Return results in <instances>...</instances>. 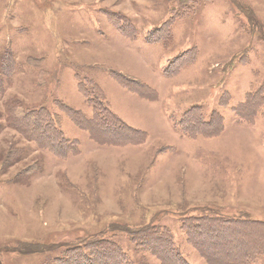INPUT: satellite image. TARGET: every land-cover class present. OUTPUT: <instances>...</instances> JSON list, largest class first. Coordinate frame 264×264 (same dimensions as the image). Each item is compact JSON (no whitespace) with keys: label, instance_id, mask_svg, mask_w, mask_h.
<instances>
[{"label":"rangeland","instance_id":"374dc122","mask_svg":"<svg viewBox=\"0 0 264 264\" xmlns=\"http://www.w3.org/2000/svg\"><path fill=\"white\" fill-rule=\"evenodd\" d=\"M96 99L145 141L99 143L65 111ZM21 105L78 151L12 126ZM142 227L189 264H264V0H0V264H72L99 237L126 264H175Z\"/></svg>","mask_w":264,"mask_h":264},{"label":"trees","instance_id":"16d2710c","mask_svg":"<svg viewBox=\"0 0 264 264\" xmlns=\"http://www.w3.org/2000/svg\"><path fill=\"white\" fill-rule=\"evenodd\" d=\"M114 79H116L120 84H122L125 88L132 92L138 93L137 89H134V78L125 75L121 72H113ZM94 88L97 89V87L94 85ZM100 92V90L98 89ZM254 104L256 103L255 101ZM252 102L250 104H252ZM92 105L94 106L96 110V114L92 117L83 116L79 111L75 110L73 111L71 107L64 106L65 111L68 112V114L71 116V119L73 122H75L79 127L82 129H86L91 133V136L95 141H98L99 143H106V144H114V145H124L128 143L138 142L142 143L144 142V137L137 139V140H127L123 139L125 136H128L129 132L134 133H142L144 131H141L142 129H137L131 125H129L125 120H123L119 114L116 112H113L110 107L106 104H104L101 100H94L92 101ZM253 106L249 105V109H251ZM256 107V106H255ZM15 117L11 119V124L15 128H17L19 131L24 133L25 135L29 136L28 133H34V137H30L31 139H34L36 141L40 142V145L43 148L52 150L56 154L60 156H65L67 154V151H63L66 148H70V146H74L76 149V152L78 151V146L76 141H69L65 135L63 134V131L61 129V120L59 124V116L57 114H52L48 109L46 108H39V109H28L24 106H18L16 108ZM84 114V113H83ZM85 115V114H84ZM246 116H249L246 114ZM112 117L114 120H109L108 118ZM111 118V119H112ZM183 131V130H182ZM101 133H104L106 135V138H103V135ZM146 133V131H145ZM147 137V133H146ZM42 139H45L42 141ZM33 168V167H31ZM198 223H195V225ZM222 227L219 226V228L216 231L221 232L223 230H228L230 228V224L228 222H221ZM127 228V227H126ZM127 230H130V228H127ZM136 233L134 236L140 237L143 241L150 242L151 239H164L168 240L167 243H170V247L167 251L169 254H173L175 257H171L172 261L174 260L175 264H189L185 258H183L181 255H178V251L174 247L173 239H171L169 236L168 230L162 228V231L160 233L159 230L154 229L153 232L146 229L145 227L136 229ZM150 231V232H149ZM134 232V231H133ZM207 233V225H203L202 231H200V234ZM139 233V235L137 234ZM156 235L152 237L151 235ZM105 238L99 237L94 238L90 241H85L86 248L90 251L89 254H99V258L101 260L106 259L109 264H126V259L123 258L121 250L116 249L118 248V245L116 242H110L103 240ZM254 240V238H252ZM140 242V243H141ZM161 252L165 253L163 248L161 247ZM119 252V253H118ZM203 256L206 258H209L211 260L212 264H234L237 260L236 256L230 255L231 252L228 250L224 253L221 252L220 255L224 253L225 257H228V261L222 262L221 258L218 257V252L213 255H207V253L203 252ZM89 254L85 253L83 249L79 248V253L77 255L76 260L72 263H78V264H99L100 262L97 261L98 258H92ZM117 254V255H116ZM178 255V256H177ZM115 258L114 260L110 261V258ZM96 261V262H95Z\"/></svg>","mask_w":264,"mask_h":264},{"label":"crops","instance_id":"0c3cea01","mask_svg":"<svg viewBox=\"0 0 264 264\" xmlns=\"http://www.w3.org/2000/svg\"><path fill=\"white\" fill-rule=\"evenodd\" d=\"M130 124V123H129ZM132 125V124H131ZM133 126V125H132ZM135 127V126H134ZM141 129V128H140ZM143 130V129H142Z\"/></svg>","mask_w":264,"mask_h":264}]
</instances>
